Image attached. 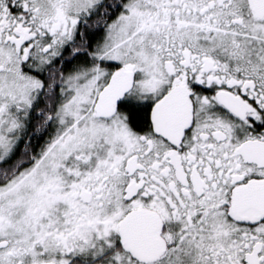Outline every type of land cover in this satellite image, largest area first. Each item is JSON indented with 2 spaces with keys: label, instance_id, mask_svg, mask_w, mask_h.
Wrapping results in <instances>:
<instances>
[{
  "label": "snow or ice",
  "instance_id": "1",
  "mask_svg": "<svg viewBox=\"0 0 264 264\" xmlns=\"http://www.w3.org/2000/svg\"><path fill=\"white\" fill-rule=\"evenodd\" d=\"M0 264H264V0H0Z\"/></svg>",
  "mask_w": 264,
  "mask_h": 264
}]
</instances>
